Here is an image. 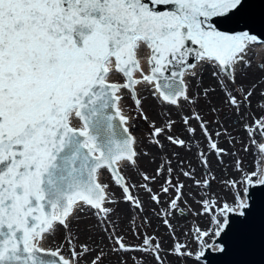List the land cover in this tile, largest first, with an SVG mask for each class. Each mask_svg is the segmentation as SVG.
Segmentation results:
<instances>
[{
	"label": "snow or ice",
	"instance_id": "1",
	"mask_svg": "<svg viewBox=\"0 0 264 264\" xmlns=\"http://www.w3.org/2000/svg\"><path fill=\"white\" fill-rule=\"evenodd\" d=\"M248 3L0 0V264H103L105 241L111 253L140 252L153 264H203L207 253L227 251L234 224L264 195V143L255 139L264 140V116L249 123L253 114L244 113L258 89L264 111V60L253 59L264 52V31L251 28ZM145 91L162 108L159 124ZM217 92L222 108L209 99ZM202 99L211 122L195 110ZM233 115L248 134L242 151L256 149L247 164L230 150L225 121ZM137 121L147 125L143 136L132 131ZM176 149L192 153L196 167L185 170L183 159L174 167ZM142 157L159 161L152 175ZM181 176L192 181L187 198ZM139 192L167 229V250L134 227L133 210L146 211ZM120 211L139 243L117 235L111 218ZM188 216L201 223L190 226Z\"/></svg>",
	"mask_w": 264,
	"mask_h": 264
},
{
	"label": "rangeland",
	"instance_id": "2",
	"mask_svg": "<svg viewBox=\"0 0 264 264\" xmlns=\"http://www.w3.org/2000/svg\"><path fill=\"white\" fill-rule=\"evenodd\" d=\"M254 60H256L257 62H259V60H264V55H262L259 60L257 59V57H253ZM259 75L258 72L255 71V69L252 70V72L250 73V79L254 80L257 76ZM208 83H210V78L208 76L207 73H205L204 75V84L207 85ZM211 104L213 106H216L218 108H222V94L217 92L213 95H211L209 97ZM261 98L259 97V89L257 90V95H254L252 97V106L250 109H245L244 113H251L253 115H246V119L247 122L251 123L252 120L254 118H259L260 116H264V111H261L260 107H259V102H260ZM131 100H125V104L126 105H131ZM144 103H145V108L148 111V116L150 119H157V123L159 124V119L157 114L160 113L162 111V108L160 106V104L154 100L150 95L148 91L144 92ZM188 110L191 109H185V113L182 114H186V112ZM195 110L200 111L201 115L204 116L205 119L209 120L210 122L214 119H216V117L214 116V114H212L207 106V103L202 99L201 103L199 105L196 106ZM169 112H171L172 119H176L177 120V129L180 128V124H179V117L177 115V112L179 111L178 109L172 108V109H168ZM133 115H135V113H132ZM221 119H223L222 113H221ZM237 118L235 115H233L231 117V119L225 121V127L228 130V134L231 137L235 138V143H234V147H231L230 150L233 152L239 151V155L240 157L244 160L245 164H247L248 162H250L253 158H254V153H256V149L255 147L249 145V152L248 153H244L242 151V145L243 143H248L247 141V132L244 131L243 129V121H241L240 123L236 122ZM137 127L132 129L133 133L137 136H143L144 133L147 131V125L143 123V121H137ZM196 122L193 120L192 121V125L195 126ZM210 131H222V129L218 128L216 125L214 124H210ZM260 137L259 134H257L255 136V139L257 141V139ZM182 138H187L186 133L184 134V136ZM198 139H201L199 137V134L197 136ZM225 137H221L220 138V142H221V146H225ZM201 146H203V141L201 139ZM172 151L171 146L167 145V143L165 142V152L166 153H170ZM175 151H177L179 153V157H175V156H171L170 158L173 160V166H176V161L177 159H183L185 161L184 167L185 170H189V163L191 165V167H196V158L193 156L192 153L190 152H185L183 149H176ZM212 161H213V168L214 170L216 169V165H215V157H212ZM159 163V161H157V164ZM230 163V158L229 157H225V165ZM140 164V168L143 169L144 171L148 172L149 175H152L154 172V169L156 168L157 164L154 163H150L149 158H144L142 157L139 161ZM231 168L228 169V175H231ZM197 178H200V171L199 169L197 170ZM180 179L185 183L186 187L184 189V192L186 194V198H187V193L189 191H191V184L192 181L191 180H187L185 179L183 176L180 177ZM152 187L154 189H158L159 184H153ZM218 188V185L216 183H213L212 185V191H216ZM138 195H140L141 199L145 201V208L146 211L143 215L138 214L135 210H133L132 215L135 218V229L141 233H147L148 235H155L156 237H159L162 241H163V248L165 250H167L171 244V240L170 238L167 236V229L165 228V226L162 223L161 219H158L157 217H155L152 214V208L148 205L147 203V195L143 192H139L137 193ZM162 200L166 201L167 197H162ZM189 204H192L193 208L196 207V205L193 203V201L191 199L188 200ZM165 206V205H162ZM183 206V205H182ZM126 206L125 205H120V208L123 210ZM157 211H159V208L157 207L156 209ZM144 216H147L148 221H150L149 223H146L144 221ZM113 224H115L117 226V235H123L125 240L128 243L131 244H136L139 243L140 240H138L136 237L133 236L132 233V229L129 227V222L124 219V212L120 211L118 212L116 215H114L111 218ZM187 221L189 222L190 226L194 227L195 224H199L201 223V221L194 217V216H188L187 217ZM173 223L175 224L176 222L173 221ZM185 223L184 220L180 221V224L183 225ZM180 231H177V236L179 237ZM93 239H95V237H93ZM85 240V236L83 233H81L80 235V241L83 242ZM109 242L105 241L104 245H102L104 247L105 252H108L109 254L106 256V258L103 260V264H117V262L123 258L124 260L127 261V264H140V261L143 259L145 264H153V261L151 260L150 257H146L144 256L142 253L140 252H131V253H122L120 255H117L115 253H111L109 252V248L108 245ZM94 246V245H93ZM93 255H95V253H93ZM86 259H91V257H86ZM169 261H172L173 258L171 256H169L167 258ZM177 264H182V262H177ZM187 264H191V262H187Z\"/></svg>",
	"mask_w": 264,
	"mask_h": 264
},
{
	"label": "water",
	"instance_id": "3",
	"mask_svg": "<svg viewBox=\"0 0 264 264\" xmlns=\"http://www.w3.org/2000/svg\"><path fill=\"white\" fill-rule=\"evenodd\" d=\"M247 11L253 31H264V0H249ZM255 199L249 219L244 223L237 221L225 238L227 251L222 255L207 253L203 264H264V195Z\"/></svg>",
	"mask_w": 264,
	"mask_h": 264
},
{
	"label": "bare ground",
	"instance_id": "4",
	"mask_svg": "<svg viewBox=\"0 0 264 264\" xmlns=\"http://www.w3.org/2000/svg\"><path fill=\"white\" fill-rule=\"evenodd\" d=\"M262 55H264V52H261L260 54H259V57H257V59L259 60V58L262 56ZM257 142L258 143H264V140H262L261 139V136L257 139Z\"/></svg>",
	"mask_w": 264,
	"mask_h": 264
}]
</instances>
